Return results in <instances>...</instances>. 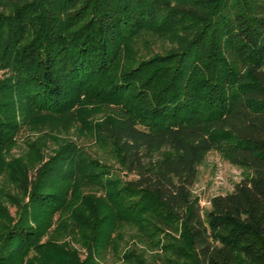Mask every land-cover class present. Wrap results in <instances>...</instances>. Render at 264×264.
<instances>
[{"label": "trees", "instance_id": "obj_1", "mask_svg": "<svg viewBox=\"0 0 264 264\" xmlns=\"http://www.w3.org/2000/svg\"><path fill=\"white\" fill-rule=\"evenodd\" d=\"M0 69V157L44 131L31 177L8 172L29 200L0 264H102L127 228L179 232L160 250L177 264H264V0H0ZM212 149L250 173L204 218L192 187Z\"/></svg>", "mask_w": 264, "mask_h": 264}, {"label": "rangeland", "instance_id": "obj_2", "mask_svg": "<svg viewBox=\"0 0 264 264\" xmlns=\"http://www.w3.org/2000/svg\"><path fill=\"white\" fill-rule=\"evenodd\" d=\"M159 47L160 45L158 43L152 45V49L154 50L159 49ZM4 73L5 71L0 69V78L4 76ZM91 107V105H88L82 107V109H90ZM87 120L93 123L96 119L91 115ZM46 124L48 125V123ZM68 127V130H70L68 132L69 138L75 139L76 137L77 140L83 144L84 150H86L91 157L103 159L102 149L95 144L94 139L85 141V138H78V131L76 129L74 130L73 126ZM61 130L66 131L65 126L64 130L62 127ZM43 134V129H33L31 127L22 128L16 135L12 148L5 150L1 154L0 162L3 169L0 170V245L7 239L10 232L12 234L15 233V225L20 219L19 206L27 204L29 200V195L24 194V192L18 189L16 178H18L19 175H9L8 172L11 165L23 163L26 166L27 175L31 177L29 173L33 172L40 163L34 165L28 160V154L31 148L27 146V140L40 139V136ZM90 134H93V132H90ZM43 140L47 145L46 148H49L46 149L45 155L42 158V161H45L49 155L54 153L50 148H54L56 145L50 138L45 137ZM105 160L108 164L114 165L113 169L119 172V177L122 180L126 181L127 179L133 178V175H126L124 171H121L113 159L106 158ZM197 169L198 174L192 187V195L197 198L204 218L209 208V200L213 195L226 194L233 189L234 185L241 180L244 175L250 173L249 169L230 164L215 149L207 153L204 159L198 164ZM27 193L29 194V192ZM144 237H146L144 238L146 241L159 242L158 246L152 249L149 248L146 241L140 242L137 236L134 235V231L131 228H127L121 239L115 238V243H117L118 247L115 252H112L113 250L107 251L99 257L92 255V258L95 260L98 259V262H102V264H177L175 256H172L168 251L160 250H162L163 246H167L168 248L175 246L176 241H174V239H179V232L172 234L170 237L166 233L153 231L150 237ZM66 240H69V238H66ZM71 244L79 251V257L85 259L86 253L84 248L80 246L81 244L74 240H72Z\"/></svg>", "mask_w": 264, "mask_h": 264}]
</instances>
